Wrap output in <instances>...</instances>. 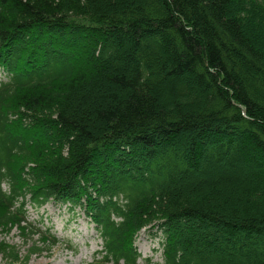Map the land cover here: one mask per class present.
Returning a JSON list of instances; mask_svg holds the SVG:
<instances>
[{"label": "trees", "instance_id": "trees-1", "mask_svg": "<svg viewBox=\"0 0 264 264\" xmlns=\"http://www.w3.org/2000/svg\"><path fill=\"white\" fill-rule=\"evenodd\" d=\"M0 70V231L42 238L0 264L53 200L103 264L155 226L164 264H264V0H0Z\"/></svg>", "mask_w": 264, "mask_h": 264}, {"label": "rangeland", "instance_id": "rangeland-1", "mask_svg": "<svg viewBox=\"0 0 264 264\" xmlns=\"http://www.w3.org/2000/svg\"><path fill=\"white\" fill-rule=\"evenodd\" d=\"M5 79L0 70V81ZM28 214L29 221L43 231L50 230L60 241L41 253L33 254L27 264H103L98 253L102 249V239L95 224L80 207L72 208L68 203L53 200L41 207L29 206ZM33 240L39 244L42 238L34 235L27 242L17 226L8 233L0 231V242L18 247L23 255ZM164 241L161 228L142 229L135 241L142 254L137 264H164Z\"/></svg>", "mask_w": 264, "mask_h": 264}]
</instances>
